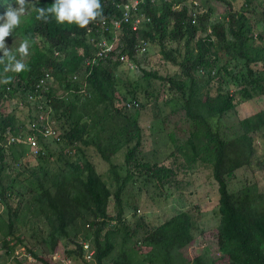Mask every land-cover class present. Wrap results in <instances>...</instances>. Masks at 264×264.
Returning <instances> with one entry per match:
<instances>
[{"label": "trees", "instance_id": "obj_1", "mask_svg": "<svg viewBox=\"0 0 264 264\" xmlns=\"http://www.w3.org/2000/svg\"><path fill=\"white\" fill-rule=\"evenodd\" d=\"M133 1L100 0L104 18L115 14L120 19L124 7ZM137 1L131 21L141 15L140 27L132 31L130 21L113 31L108 40L116 37L115 51L104 59L96 57V52L106 37L88 34L89 25L81 29L59 24L52 14L45 22L37 19L33 9L20 17L12 36L19 42L29 41L27 68L5 72L0 65V81H9L0 82L2 264H62L63 260L71 264H177L175 255L192 243L194 224L186 211L154 227L140 215L135 214L132 222L123 215L127 182L136 178L163 194L181 169L142 157L139 119L150 94L141 79L122 74L129 64L137 68L145 54L135 48L140 40L158 48L165 62L178 68L168 77L141 72L144 79L164 81L167 101L180 104L184 111L188 135L175 138L169 134L176 153L184 159L183 168L192 170L197 162L210 168L218 190L216 242L223 264H264V179L233 191L226 183L227 177L243 167L264 173V110L242 119L232 136L220 133L214 125L215 119L229 116L236 100L264 96V0H240L237 10L234 0H209L226 2L225 12L218 17L209 4L205 12H199L200 6L193 7L195 0ZM13 2L0 0V16ZM53 3L39 0L36 7L47 10ZM9 49L19 60L18 48ZM46 75L53 82L38 89ZM74 75L76 80H72ZM121 83L128 86L126 92L121 91ZM34 90L37 100L26 97L21 101L23 118H16L9 104ZM126 103H134L133 108L126 109ZM37 104L52 107L51 122L59 136L40 140L43 154L32 155L23 142L6 147L7 129L24 137L33 133L29 126ZM150 115L153 122L156 115ZM89 147L109 164L116 188L109 187L88 159ZM123 149L125 177L120 181L112 158ZM110 199L116 206L114 216L107 211ZM79 236L82 240L77 242ZM82 243L94 251L92 259L84 258ZM136 250L142 255L140 263L134 259ZM55 255L58 260L52 259ZM184 264L209 263L198 255Z\"/></svg>", "mask_w": 264, "mask_h": 264}, {"label": "rangeland", "instance_id": "obj_2", "mask_svg": "<svg viewBox=\"0 0 264 264\" xmlns=\"http://www.w3.org/2000/svg\"><path fill=\"white\" fill-rule=\"evenodd\" d=\"M240 0H234L233 6L237 10ZM37 4L36 0H28L26 5L25 15L32 10V4ZM209 4L215 9L214 17H218L225 12L227 8L226 2H214L209 0H195L194 6L199 12H205V5ZM12 6L15 8L16 3ZM22 15V16H23ZM106 42L105 44H107ZM8 48H18L20 42L14 36L6 39ZM21 59V57H20ZM27 57L24 58L26 63ZM156 73L160 77H168L178 72L176 66L165 62L158 52V48L150 45L147 47L145 54L139 58L137 68H130L123 71V76H128V79L139 78L145 88L149 90L150 103L140 113V126L143 130L142 141V157L150 162H159L165 164H173L174 167H180V172L177 177L159 193V190L151 183L143 184L141 180L133 178L126 183L122 195L125 205L124 218L128 221H133L135 214L144 218V221L149 226H157L161 222L171 218L178 212L186 211L190 213L193 219L194 229L192 231V243L176 254V263L184 264L191 262L195 256L202 255L210 264H223L225 259L217 247L216 228L219 222L218 215V190L217 185L212 179L211 171L208 166H203L200 162L192 165V170L183 168L184 159L176 153L175 147L172 145L169 134L175 138H185L188 135V122L184 120V111L181 105L169 104L167 99L169 95L164 89V81L154 79L147 76V79L142 77L141 71ZM22 72V71H21ZM124 81V80H123ZM148 81V86H147ZM121 83V91L126 92L128 86ZM234 91V88H229ZM64 94V93H63ZM142 98H140L141 100ZM14 103V102H13ZM10 111L14 115L23 118L20 106L10 105ZM264 110V96L254 97L248 101H240L235 103V107L230 111L229 116L224 115L219 120H214V125L218 127L220 133H225L232 136L238 132L239 122ZM150 113L155 114L154 121ZM50 115L47 120L50 119ZM51 124H53L50 121ZM53 126V125H52ZM60 132L56 131V137ZM49 143V142H48ZM49 145V144H48ZM53 150L56 146L50 142ZM88 159L95 166L96 171L107 182L110 188H116L114 176L109 172V164L104 162L100 155L91 147L87 149ZM125 150H121L113 158L112 162L117 167L119 180L125 177V169L123 168ZM262 170L261 172H263ZM264 179V173L254 171L249 167H243L236 170L233 174L226 178L227 186L230 190H237L242 186ZM108 213L111 216L116 214V206L113 199H110L108 204ZM41 227L43 225L41 224ZM82 240L79 236L77 242ZM39 254L40 251H37ZM134 259L136 263L142 262V255L139 250L134 251ZM142 264V263H140Z\"/></svg>", "mask_w": 264, "mask_h": 264}, {"label": "clouds", "instance_id": "obj_3", "mask_svg": "<svg viewBox=\"0 0 264 264\" xmlns=\"http://www.w3.org/2000/svg\"><path fill=\"white\" fill-rule=\"evenodd\" d=\"M38 2L39 0H36V3ZM15 3V8L10 4L7 7L4 16H0V21H3L2 23H0V53H3V56L0 57V65H4L5 72L13 71L19 73L27 68V65L24 63V58L29 54V41L27 39H24L20 42V45L16 50L17 53H19L21 56V59L18 60L16 55L13 54L11 49H9L6 45V39L12 36L14 29L19 26L20 17L25 13L28 0H15ZM32 8L38 13L37 19L39 20H44L46 22L48 15L52 14L55 16L57 23H68L70 25L75 24L81 29H84L89 25L87 27L88 29L91 24L95 21H98V19L101 23H103L104 19H109L113 16L112 15L108 18H104L100 0H54L53 5L47 7V10L43 7H36L35 3L32 4ZM105 39L108 40V37H106ZM77 78L78 77L74 75L72 77V80H76ZM0 82L7 83L9 81L5 79ZM51 82H53V77L50 76L47 83ZM34 93L35 90L34 92L28 93L26 96H20L19 98L17 96L14 97V99L12 100L14 102L13 105L21 106L20 102L24 101L26 97H28L29 99V96H35L37 99L38 96ZM42 106L45 108L50 107L52 110V107L50 105L43 104Z\"/></svg>", "mask_w": 264, "mask_h": 264}, {"label": "built area", "instance_id": "obj_4", "mask_svg": "<svg viewBox=\"0 0 264 264\" xmlns=\"http://www.w3.org/2000/svg\"><path fill=\"white\" fill-rule=\"evenodd\" d=\"M138 1L134 0L133 2L126 5L123 9V15L120 19H117L115 15H113L109 19H104V22L101 23L100 21H95L91 24V26L87 29V33H98L102 37H108L110 33L113 31L119 29L122 27L123 23H128L131 21V11L137 7ZM142 16L138 15L136 18L132 19L131 22H133L131 26L132 31H137L142 23ZM116 40V37L113 38V41ZM113 41H110L102 38V41L98 43V51L96 52V57H103L107 58L109 55L115 51V48L113 46ZM108 42L107 44H105ZM147 43L143 40H140L135 45V48L140 53L146 52ZM96 57L91 60V63L96 62ZM120 59H123V56L120 55ZM130 68H134L132 64H129ZM50 76L46 75V78L44 80H41L39 84H37V88L39 89L41 85L48 81ZM40 97V96H39ZM29 100H37L34 96H29ZM134 106V103H126L125 107L126 109L130 110ZM38 111L35 114V117H33V120L29 126V129L33 132L32 134L26 135V137L23 136V134H17L14 135L10 129H7L5 136L8 137V140L6 144H4L6 147L7 145L16 144L17 142H23L25 143V146L28 148L30 153L32 155H38L39 153L43 154V149L40 144V140L42 141H50L51 139L56 138V131L52 124L50 123L51 117L49 120H47V117L52 113V110L50 107H43L41 104H37ZM40 135L39 136H37ZM0 205H2L1 199H0ZM3 211V205L0 209V214H2ZM83 244V250H84V258L87 260L92 259L94 251L90 250V246L88 243H82ZM81 244V245H82ZM53 260H58L59 255H55L52 257ZM2 264V262H0ZM62 264H71L69 260H63Z\"/></svg>", "mask_w": 264, "mask_h": 264}]
</instances>
